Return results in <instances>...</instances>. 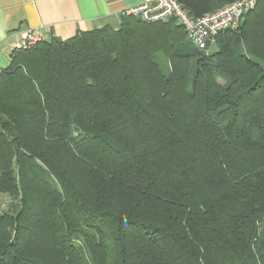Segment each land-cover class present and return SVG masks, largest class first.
Masks as SVG:
<instances>
[{"label": "trees", "instance_id": "16d2710c", "mask_svg": "<svg viewBox=\"0 0 264 264\" xmlns=\"http://www.w3.org/2000/svg\"><path fill=\"white\" fill-rule=\"evenodd\" d=\"M214 44L123 15L12 50L0 264H264V0Z\"/></svg>", "mask_w": 264, "mask_h": 264}, {"label": "crops", "instance_id": "0c3cea01", "mask_svg": "<svg viewBox=\"0 0 264 264\" xmlns=\"http://www.w3.org/2000/svg\"><path fill=\"white\" fill-rule=\"evenodd\" d=\"M153 0H0V72L26 31L42 39L71 37L79 31L117 29L123 12Z\"/></svg>", "mask_w": 264, "mask_h": 264}, {"label": "built area", "instance_id": "2783aa9c", "mask_svg": "<svg viewBox=\"0 0 264 264\" xmlns=\"http://www.w3.org/2000/svg\"><path fill=\"white\" fill-rule=\"evenodd\" d=\"M257 0H234L200 17L192 18L181 6L180 0H153L128 8L122 14L155 22L175 17L184 27L190 40L198 49L208 50L216 36L224 30H236L243 17L256 5ZM42 38L35 31H26L17 49H27Z\"/></svg>", "mask_w": 264, "mask_h": 264}, {"label": "rangeland", "instance_id": "374dc122", "mask_svg": "<svg viewBox=\"0 0 264 264\" xmlns=\"http://www.w3.org/2000/svg\"><path fill=\"white\" fill-rule=\"evenodd\" d=\"M186 31V30H185ZM187 33V32H186ZM195 45V44H193ZM215 48V44L212 43L209 47H208V51H211ZM161 69L164 73H168V66L167 64H165V62H161L160 63ZM16 203L14 201L11 200V198L7 195H3L0 199V211H14L16 209Z\"/></svg>", "mask_w": 264, "mask_h": 264}]
</instances>
